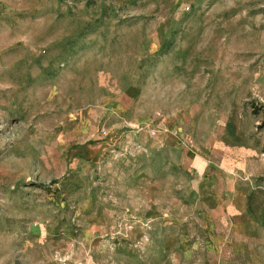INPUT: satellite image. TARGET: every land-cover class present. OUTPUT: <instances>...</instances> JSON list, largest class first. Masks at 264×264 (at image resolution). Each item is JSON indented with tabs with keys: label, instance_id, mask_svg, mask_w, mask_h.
Masks as SVG:
<instances>
[{
	"label": "rangeland",
	"instance_id": "1",
	"mask_svg": "<svg viewBox=\"0 0 264 264\" xmlns=\"http://www.w3.org/2000/svg\"><path fill=\"white\" fill-rule=\"evenodd\" d=\"M0 264H264V0H0Z\"/></svg>",
	"mask_w": 264,
	"mask_h": 264
}]
</instances>
